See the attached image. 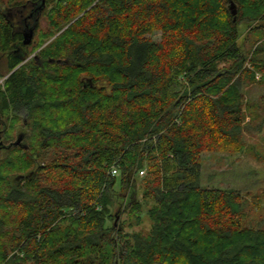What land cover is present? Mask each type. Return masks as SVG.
I'll list each match as a JSON object with an SVG mask.
<instances>
[{"label": "trees", "instance_id": "obj_1", "mask_svg": "<svg viewBox=\"0 0 264 264\" xmlns=\"http://www.w3.org/2000/svg\"><path fill=\"white\" fill-rule=\"evenodd\" d=\"M2 79L0 264H264L203 161L264 131V0H0Z\"/></svg>", "mask_w": 264, "mask_h": 264}, {"label": "rangeland", "instance_id": "obj_2", "mask_svg": "<svg viewBox=\"0 0 264 264\" xmlns=\"http://www.w3.org/2000/svg\"><path fill=\"white\" fill-rule=\"evenodd\" d=\"M40 27L48 29V24L46 19L43 17L41 20ZM248 21L244 20L241 22L240 31L243 33V38H252L248 30ZM155 41H159L161 38V33H156L153 36ZM241 40L240 44L245 49H249L252 46V42ZM1 71L5 72L3 67ZM5 79L0 80V84H4ZM180 90V88L178 89ZM252 98H258L257 96L264 95V88L251 87ZM264 100V98H263ZM264 103V102H263ZM249 119L247 120V122ZM264 125V124H263ZM264 130V129H263ZM17 133L15 134V140H17ZM245 146L253 148L252 151L249 149L243 151H219L216 153H208L203 156L204 166V176L205 180L208 178V174L214 175L218 172L224 174L222 177L223 182L219 183L221 177L213 176V181L218 188L230 189L236 187L241 191L242 197L245 200V217L244 224L247 226H253L257 228L264 229V131L260 134L249 133L245 135ZM5 142V141H4ZM6 144L8 142H5ZM10 144V143H9ZM253 146V147H252ZM251 152V153H250ZM5 153L0 150V160L3 159ZM116 190H121L120 182L116 186ZM141 199L142 192L139 186L133 188L130 186L128 191L125 193L124 198L113 207L112 212L117 216L116 220L110 222L109 225L116 224L117 228L119 225L125 221L127 214L123 215L119 209L120 203L122 206L129 200L131 195H136ZM124 207L122 208V210ZM151 228V222L147 216H144V223L141 226H135L133 228L126 227L127 232L143 231L148 232Z\"/></svg>", "mask_w": 264, "mask_h": 264}, {"label": "water", "instance_id": "obj_3", "mask_svg": "<svg viewBox=\"0 0 264 264\" xmlns=\"http://www.w3.org/2000/svg\"><path fill=\"white\" fill-rule=\"evenodd\" d=\"M45 1L46 0H42V5L43 6H45ZM230 9L233 11L234 15L237 14V10L235 9V5L234 4H232L230 6ZM33 38H34V31L31 30V31L27 32L25 34V36H24V44L25 45H30L33 42ZM1 139H2V137L0 135V149L4 146L3 142L1 141ZM23 140H24V136L23 135H19L17 137V140L15 142H13L12 144H10L9 146H7V147L11 148L12 146H21ZM4 147H6V146H4Z\"/></svg>", "mask_w": 264, "mask_h": 264}, {"label": "built area", "instance_id": "obj_4", "mask_svg": "<svg viewBox=\"0 0 264 264\" xmlns=\"http://www.w3.org/2000/svg\"><path fill=\"white\" fill-rule=\"evenodd\" d=\"M110 175H111V177H116V176H118V175H119L118 168H117V167H113V168H111ZM145 175H146V171H145V170H142V171L140 172V177L143 178Z\"/></svg>", "mask_w": 264, "mask_h": 264}, {"label": "flooded vegetation", "instance_id": "obj_5", "mask_svg": "<svg viewBox=\"0 0 264 264\" xmlns=\"http://www.w3.org/2000/svg\"><path fill=\"white\" fill-rule=\"evenodd\" d=\"M29 19H30V20H34V19H35L34 15L31 14L29 18H25L24 20H25V22L27 23V22H29ZM34 28H35V27H32V28H31V26H29V25L27 24V26H26V31H28V30H29V31H31V30L34 31ZM26 33H27V32H26ZM26 33H25V34H26Z\"/></svg>", "mask_w": 264, "mask_h": 264}]
</instances>
